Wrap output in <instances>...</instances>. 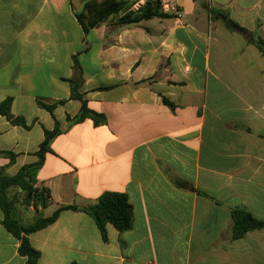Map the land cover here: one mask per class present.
Returning a JSON list of instances; mask_svg holds the SVG:
<instances>
[{"label": "crops", "instance_id": "crops-1", "mask_svg": "<svg viewBox=\"0 0 264 264\" xmlns=\"http://www.w3.org/2000/svg\"><path fill=\"white\" fill-rule=\"evenodd\" d=\"M174 3L179 18L118 26L120 14L84 31L82 0H0V102L27 126L0 116L13 154L0 169L35 163L44 131L63 129L36 175L50 205L16 219L79 209L28 235L37 264H264V228L235 239L231 215L264 222V0ZM70 81L103 124L67 127L81 106ZM105 192L126 196L132 227L108 224L104 241L81 209ZM2 222L0 210V264H25Z\"/></svg>", "mask_w": 264, "mask_h": 264}, {"label": "trees", "instance_id": "trees-1", "mask_svg": "<svg viewBox=\"0 0 264 264\" xmlns=\"http://www.w3.org/2000/svg\"><path fill=\"white\" fill-rule=\"evenodd\" d=\"M83 6L79 13H76V19L82 26L84 31L95 28L109 18H114L122 14L116 20V25H127L142 20L152 18L168 17L162 12L159 0H146L136 11H129L133 6L134 0H82ZM232 27L238 29L234 24ZM258 50L264 54V43L258 39L254 41ZM70 99L81 102L79 112L74 117H67V127L72 124L80 123L86 119L93 121L95 125L103 124L105 119L102 115L90 111L81 95L77 92V84L70 81ZM12 99L7 98L0 102V116L12 124L27 128L24 120L20 117H14L10 113ZM56 103L46 104L37 101V106L52 114ZM63 132L55 122L51 131H44V139L39 145L36 152L37 161L33 164L21 167L16 175L6 176L0 169V210L3 213V226L5 229L18 240V253L26 258L25 264H37L39 253L34 250L28 240V235L44 229L54 223L59 213L63 210H79L75 206H61L56 209L50 216H37L34 221L28 225H23L16 219L15 215V199L9 197V192L15 190L17 195L22 196V203L35 210L46 209L51 203L49 190L45 187H36V175L42 167L45 155L50 152V144L52 140ZM0 154L13 160V154L9 152H0ZM176 186L181 185L179 180H173ZM20 190V191H18ZM81 211L88 214L93 220L100 232L102 239L106 240V225H111L117 232L123 233L129 231L132 227V207L128 204L126 196L121 193L105 192L97 200V202ZM233 221V238L242 237L247 231L264 228V222L253 219L248 213L242 210L232 211Z\"/></svg>", "mask_w": 264, "mask_h": 264}, {"label": "rangeland", "instance_id": "rangeland-1", "mask_svg": "<svg viewBox=\"0 0 264 264\" xmlns=\"http://www.w3.org/2000/svg\"><path fill=\"white\" fill-rule=\"evenodd\" d=\"M11 196H12V198L14 197V199H15V215L17 217H20V213L26 214V212H29L28 214H31V215L34 214L33 211H29L28 206H26L22 203V196L17 195V193H15V190L11 193Z\"/></svg>", "mask_w": 264, "mask_h": 264}, {"label": "built area", "instance_id": "built-area-1", "mask_svg": "<svg viewBox=\"0 0 264 264\" xmlns=\"http://www.w3.org/2000/svg\"><path fill=\"white\" fill-rule=\"evenodd\" d=\"M143 1V0H142ZM146 1V0H144ZM162 12H168L179 18V12L176 8L174 0H159Z\"/></svg>", "mask_w": 264, "mask_h": 264}]
</instances>
